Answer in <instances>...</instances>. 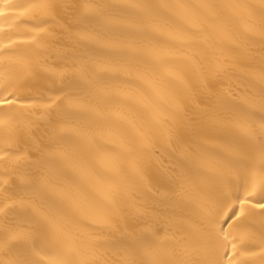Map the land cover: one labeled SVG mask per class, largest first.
<instances>
[{
    "label": "snow or ice",
    "instance_id": "1",
    "mask_svg": "<svg viewBox=\"0 0 264 264\" xmlns=\"http://www.w3.org/2000/svg\"><path fill=\"white\" fill-rule=\"evenodd\" d=\"M21 7H24L21 15H32L38 24L51 23L65 30L75 50L67 70L42 69L53 81H59L56 91L65 102L62 108L57 102L60 96L55 100L49 98L51 103L43 106L40 117L43 130L28 113L15 111L30 107L21 104L27 98L17 94V81L0 73V130L14 133L17 122L23 120L32 156L24 165L22 181L23 189L30 196L17 205L21 222L29 225L30 230L10 237L16 258L8 264H106L69 243L70 228L78 219L75 194L83 188L81 146L95 143V138L87 131L91 122L97 118L108 119L83 99L92 94L118 103L121 93L106 85L119 78L129 61L142 65L145 73L150 74L151 80L142 77L138 80L146 91L158 96V87L170 80L183 83L184 91L170 103L163 102L160 110L150 112L144 130L120 145L119 155L110 157V167L94 170L97 187L89 195L91 205L102 216L104 227L119 235L90 241L86 247L89 250L115 249L120 257L116 264H252L240 258L238 247L229 239L230 233L225 228L239 225L250 213L264 222V73L256 77L258 87L254 102L241 104L212 91L214 85L210 77L223 72L222 65L216 66L215 73L204 75L192 58L184 57L186 65L198 76L194 92L183 72L163 67L158 45L147 48L137 45V39L149 42L154 39L157 29L151 21L163 18V10L168 8L166 4L129 5L141 10L144 22L130 26L137 35L126 42L102 39L101 33L114 23L110 14L112 6L34 0ZM81 7L83 12L79 11ZM68 8H71V18L65 11ZM259 16L261 30L254 35L264 43V7ZM197 27L193 25L194 29ZM74 28L81 31L73 32ZM32 43L36 45L33 54L38 57L41 45L35 37ZM92 45L109 50L105 56L112 57L115 65L106 69L101 63L102 56L91 49ZM0 48L3 49L0 64L6 59L5 53H17L16 63L21 64L23 73L18 79L26 81L34 74L31 60L18 49L10 45H0ZM193 96L200 98V104L195 107L189 104ZM228 117L236 119L229 122ZM249 121L255 123L250 126ZM203 137L223 139L227 147L210 149L201 139ZM162 141V146L169 150L171 167L163 175L154 177L164 191L157 189L153 193L145 180L151 171L157 145ZM233 188L243 189L245 194L232 199ZM145 189L157 203L182 205L193 212L199 246L192 249L191 255L198 259L165 257L159 229L151 221L150 214L136 206L137 194ZM126 208H135V211L129 213ZM4 231L11 230L6 227ZM253 236L252 244L264 255V227Z\"/></svg>",
    "mask_w": 264,
    "mask_h": 264
},
{
    "label": "bare ground",
    "instance_id": "2",
    "mask_svg": "<svg viewBox=\"0 0 264 264\" xmlns=\"http://www.w3.org/2000/svg\"><path fill=\"white\" fill-rule=\"evenodd\" d=\"M34 0H0V45L18 49L26 58L31 60L34 74L26 81L18 79L22 76L21 64L16 63L17 53H5V61L0 64V73L17 81V94L27 99L21 104L30 107L15 109L28 113L40 125L43 106L51 103L58 96V103L65 107L61 93L56 89L59 81H53L49 73L42 69H53L63 72L71 66V58L75 50L74 45L65 30L49 24H38L32 15H21L24 7ZM65 5H83L86 3L104 4L112 6L110 14L114 23L110 29L101 33L102 39H115L126 42L136 37V31L131 25L144 22L141 10L129 5L166 4L163 18L151 21L157 31L151 42L137 39L140 47L158 45V55L164 68L174 72H183L184 79L193 86L196 92L197 74L186 65L184 57H190L199 65L200 73L208 75L215 73L217 65L223 66V72L210 77L213 92H218L225 98L237 103H253L258 87L256 77L264 73V43L254 33L261 30L259 11L264 7V0H58ZM202 4L211 7H200ZM71 13V8L65 10ZM80 12L84 9L81 7ZM57 19H60L58 16ZM63 23V21H61ZM193 25L198 26L193 28ZM44 29L43 32L39 31ZM73 32L81 29H72ZM186 34V35H185ZM41 45L39 56L33 53L36 45L33 38ZM102 56L101 63L106 69L115 65L110 56H105L109 50L100 45L90 46ZM0 51H3L0 48ZM107 61V62H106ZM95 72V69H92ZM112 74V73H109ZM151 80L150 74L145 73L142 65L129 61L124 71L119 73L115 81L107 82L119 93L118 103H110L96 95L84 97L83 102L92 105L108 117L94 119L88 126V134L95 138V143H85L81 146L80 155L83 188L75 194L78 204V219L70 228L69 243L80 247L87 256H95L106 264H116L119 254L115 249L98 248L89 250L86 245L90 241H103L118 236L104 227L103 218L91 205L89 195L97 187V177L94 170L111 166L110 157L119 155V146L136 136L138 131L144 130V122L150 118V112L160 110V105L182 94L184 84L170 80L158 87L159 95L145 90L138 82L140 78ZM189 104L195 107L200 104L199 96H193ZM147 106V110H146ZM203 106V105H201ZM236 119L228 117L229 122ZM24 121H18L14 133L0 130V264H8L16 258L15 250L11 248L10 237L14 234L29 231L30 226L21 222L18 202L29 199L22 186L25 176L24 165L31 159L28 135L24 129ZM74 123V122H73ZM255 122L249 121L251 126ZM208 148H226L223 139L216 137L201 138ZM157 145L154 162L145 184L154 193L157 189L164 191L161 184L154 177L163 175L171 167L169 150ZM13 149V150H9ZM251 186L248 191L250 192ZM243 189H232L231 197L243 195ZM137 207L150 214L151 221L159 229L158 236L163 242V253L166 258L184 260L198 259L191 255L194 247L199 246L194 228L196 217L193 212L182 205L171 206L153 201L147 190L137 194ZM131 213L135 208H126ZM7 213V215L5 214ZM11 231L5 233L4 229ZM264 227V222L255 213H250L239 225L225 228L230 233L229 239L238 247L240 258L252 261V264H264L261 249L252 244L253 234ZM243 245V246H241ZM223 251V248L220 249ZM255 253V255H253ZM187 254V255H186ZM43 255V254H42Z\"/></svg>",
    "mask_w": 264,
    "mask_h": 264
}]
</instances>
